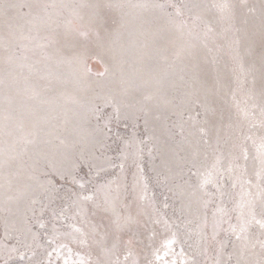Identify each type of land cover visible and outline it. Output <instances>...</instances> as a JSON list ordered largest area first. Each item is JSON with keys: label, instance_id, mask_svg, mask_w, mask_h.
<instances>
[{"label": "snow or ice", "instance_id": "obj_1", "mask_svg": "<svg viewBox=\"0 0 264 264\" xmlns=\"http://www.w3.org/2000/svg\"><path fill=\"white\" fill-rule=\"evenodd\" d=\"M57 7L40 0H0V28L9 37L6 63L19 58L17 49L22 53L30 50L24 41L35 42L34 54L37 50L44 54L50 38L41 37V32H55L60 27L54 18L59 13L50 11ZM78 7L93 9L90 23L99 19L106 31L103 9L148 10L158 33L166 34L173 43L182 41L175 55L186 53L193 67H199L197 49L212 51L209 41L215 43V36L222 35L214 34V23L234 21L244 10L256 12V6H249L246 0L239 4L223 0L211 6L190 0H157ZM213 9L218 18L206 15ZM259 10L264 27V0H260ZM75 15L83 19L79 13ZM243 22L247 24V18ZM79 35L85 41L89 38L88 31H79ZM95 35L94 46L84 43L82 47L90 58L103 63L105 45L99 31ZM235 43L239 45V39ZM232 59L239 68V75L233 69L236 88L219 77L209 86L207 74L201 70L197 77L200 86H192L179 104L171 106L176 117L171 124L166 116L162 120L157 114L154 120L162 122L150 125L151 109L130 112L128 105L113 97L105 103L112 106L114 117L99 106L89 109L95 124L87 120V142L95 151L88 156L82 151L70 166L50 165L51 174H45L41 185L44 200H30L27 211L32 216H24V227L14 228V235L6 228L5 236L15 242L0 244V264H264V49L259 80L251 68H244L238 50ZM37 63L39 60L33 61ZM21 67H27L30 74L34 70L32 64ZM106 72L105 67L97 75ZM257 88L259 105L255 102ZM238 90L246 97L244 107L237 100ZM229 93L235 113L226 108ZM150 100L152 96H145V101ZM257 107L259 120L253 111ZM4 112L0 131L10 138L7 160H12L35 145L44 130L33 120L31 131L25 132L23 113L10 100ZM140 112L144 118L142 139L138 138ZM113 119L117 129L123 123L130 134L114 132ZM17 120L20 122L13 128ZM56 139L64 143L61 137ZM37 204L39 209L33 207ZM177 244L181 245L179 253L174 251ZM185 246L191 250L188 256ZM170 253L173 258L165 259Z\"/></svg>", "mask_w": 264, "mask_h": 264}, {"label": "rangeland", "instance_id": "obj_2", "mask_svg": "<svg viewBox=\"0 0 264 264\" xmlns=\"http://www.w3.org/2000/svg\"><path fill=\"white\" fill-rule=\"evenodd\" d=\"M40 2L57 5L56 9L50 11L59 13V16L54 18L59 21L60 27L55 32L47 30L41 32V37L50 38L46 41L48 47L43 50L46 57L39 50L35 54L31 51L35 42L24 41L30 50L22 53L17 49L19 58L10 64L6 63L8 53L5 47L9 44V37L0 28V123L3 122L4 109L10 100L13 108L23 113L25 132L31 131V122L37 120L44 132L52 133L49 136L42 132L37 137L35 145L28 146L25 154L7 160L11 141L3 131H0V149L4 150L0 154V161L7 160V163L0 165V244L10 245L15 242L14 239L5 236L6 228L14 235V228L24 227V216L27 215L29 218L32 216V213L27 211L30 200L32 198L44 200L46 193L41 185L47 178L45 174H51L50 165L70 166L73 161L79 160L82 151L85 156L95 151L87 142L90 132L87 120L91 119V123L95 124L89 109L99 106L104 113L112 114L114 117L112 106L105 103L107 98L113 97L115 101L128 105L127 111L130 112H138L142 107L151 109L150 125L162 122L154 120L157 114L161 115L162 120L166 116L168 123L171 124L176 119L171 114V106L179 104L192 86H200L197 77L201 70L207 74L209 86H212L219 77L222 82L236 88L233 69L239 75V68L232 59L235 51H239L244 68L246 70L251 68L252 75H255L257 80L261 74L260 57L264 49V27L260 20V0H246L249 6H256L254 14L244 10L242 13L238 12L234 21L213 24L214 34L222 35L215 36V43L209 41L212 51L202 47L197 49L199 67H193L194 62L186 53L180 57L175 55L182 41L177 39L173 43L166 34L158 33L151 22V13L148 10L129 7L103 9L101 15L108 21L106 31L99 19L95 23H90L89 17L93 9L78 7L94 4L133 5L154 3L157 0H40ZM190 2L211 6L223 0ZM228 2L239 4L240 0ZM75 13H79L83 19H78ZM124 13L127 15L121 22ZM206 15L218 18V13L214 9ZM245 18L248 20L247 24L243 22ZM68 21H71V24H68ZM77 28L79 31L89 32L87 41L79 35ZM93 29L99 31L105 45L103 63L90 58L82 47L84 43L94 46L96 35ZM237 39L240 41L239 45L235 43ZM24 55L28 56L27 60L22 58ZM35 60H39V63L33 64ZM29 64H32L34 69L31 74L27 67H21ZM105 67L107 68L105 75H97L105 71ZM89 68L91 72L88 71ZM149 95L152 96V100L145 101V96ZM236 97L241 102V107H244L246 99L244 93L238 90ZM226 100V108L235 113L236 108L232 104L230 93ZM255 102L257 105L260 103L258 88ZM251 103L248 102L249 105ZM123 111L125 109L122 107ZM253 111L255 118L259 120V107ZM139 114L141 119L138 121V138L142 139L144 118L142 112ZM19 122L14 121L12 127L15 128ZM111 127L114 132L117 130L122 134L126 131L128 134L131 132L130 128L128 130L124 128L123 123L117 129L115 119ZM16 134L19 135L18 132ZM56 136L61 137L64 143L61 144ZM250 151H253L251 146ZM96 155H99L98 151ZM128 179L131 181V172L128 173ZM231 206L229 204V207ZM33 207L39 209L40 204ZM180 247V244L174 246L175 253L180 252ZM185 254L186 256L191 254L187 246ZM172 258L171 253L165 257L167 260Z\"/></svg>", "mask_w": 264, "mask_h": 264}]
</instances>
